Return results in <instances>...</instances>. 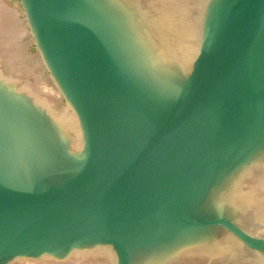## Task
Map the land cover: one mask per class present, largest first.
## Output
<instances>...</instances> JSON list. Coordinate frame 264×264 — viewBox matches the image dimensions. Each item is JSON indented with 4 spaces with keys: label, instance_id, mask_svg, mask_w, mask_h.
<instances>
[{
    "label": "water",
    "instance_id": "1",
    "mask_svg": "<svg viewBox=\"0 0 264 264\" xmlns=\"http://www.w3.org/2000/svg\"><path fill=\"white\" fill-rule=\"evenodd\" d=\"M142 5L0 0V264H264V0Z\"/></svg>",
    "mask_w": 264,
    "mask_h": 264
},
{
    "label": "bare ground",
    "instance_id": "2",
    "mask_svg": "<svg viewBox=\"0 0 264 264\" xmlns=\"http://www.w3.org/2000/svg\"><path fill=\"white\" fill-rule=\"evenodd\" d=\"M154 1L155 0H151L150 3L149 2L148 3L150 4V6L152 8H154L155 22L159 28L161 38L167 47L169 45H171L172 43H183L182 41H184V40H182L180 37H182V36L188 37L190 34L196 32V30H198L197 29L198 23L195 22L196 23L195 24L193 22V20L191 19V14H190L191 9L190 10L187 9L188 5L191 4L190 1L193 2V0H164V2H162L160 4H158V2L156 3L157 0L155 1V3H154ZM195 1L193 2V4L196 6ZM197 3H199V1ZM190 7H192V6H190ZM150 11L148 12V14L150 13ZM175 50H177V52H178V49H175ZM185 50L186 49H184L183 51H185ZM192 53H194V52H192ZM98 255L104 256L102 253L98 254ZM80 257L81 256L75 257L74 261L71 259L70 260L71 262H69V263H54V262L49 263V261L47 263L46 262H44V263L45 264H83V263H80L82 261ZM87 258H88V256H87ZM95 258H97V257H93V260ZM82 259H84V258H82ZM88 264H90V263H88Z\"/></svg>",
    "mask_w": 264,
    "mask_h": 264
},
{
    "label": "rangeland",
    "instance_id": "3",
    "mask_svg": "<svg viewBox=\"0 0 264 264\" xmlns=\"http://www.w3.org/2000/svg\"><path fill=\"white\" fill-rule=\"evenodd\" d=\"M150 1L151 0H145V5H144V7H143V5H142V7H143V10H144V12H145V14H146V16L150 19V20H152V19H155L154 17H155V15H154V8H152L151 6H150ZM156 1V0H155ZM155 1H154V3H155ZM195 0H193V2H194ZM199 1V3H197ZM149 2V3H148ZM158 2V4H160V3H162V2H164V0H157L156 1V3ZM193 2L192 1H190V3L191 4H189L188 5V7H187V9H191L190 10V14H191V19L193 20V22L195 23H198V21H199V19H198V17H199V14H200V11H201V9L203 8V6H201L202 5V2L204 3L205 2V0H196L195 1V4H196V6L193 4ZM200 5V6H199ZM146 6V7H145ZM190 6H192V7H190ZM195 9V10H194ZM151 10V11H150ZM150 11V13L148 14V12ZM192 12H195V14H196V16H197V18H194L193 17V13ZM153 17V18H152ZM155 24H156V22H154ZM153 23V24H154ZM195 23V24H196ZM148 25V24H147ZM147 25H146V28L148 29V27H147ZM151 28V27H150ZM150 28H149V30H150ZM151 31V30H150ZM152 34V33H151ZM192 36V37H191ZM190 38L188 39V38H185V41L187 42V44H189L190 42L192 43V42H196L197 43V40H198V35H192V34H190V36H189ZM195 40V41H194ZM173 44H180V43H173ZM175 49H178V52H177V50H175L174 48H172V49H174L173 51H171V53L174 55V56H176V57H178L177 56V54L179 53V55H180V52H181V48H176L175 46H173ZM194 50V49H193ZM175 52V53H174ZM192 52H194V51H192ZM195 52H196V48H195ZM177 53V54H176ZM195 55V53H191V56H190V58L191 57H194V55ZM193 55V56H192ZM183 60L184 61H188V58L186 59H184L183 58ZM105 251H107V252H105V253H103V255L105 256H102V255H97V256H88V258H87V256H84V255H79V254H77L76 255V257H78V256H81L80 258H81V262L80 263H83V264H88V263H90V264H115V259H114V256L112 255V253L109 251V250H105ZM83 256V257H82ZM102 256V257H101ZM93 257H97V258H95L94 260H93ZM101 259H100V258ZM82 258H84V259H82ZM99 258V259H98ZM88 259V260H87ZM103 259V260H102ZM73 261H74V258L72 259ZM107 260V261H106ZM91 261V262H90ZM21 262V263H20ZM20 262H18V263H15V264H38L37 262L36 263H33V262H30V261H20ZM28 262V263H27ZM44 262H48V261H44ZM44 262H42L41 264H45ZM50 262H54V261H50L49 260V263ZM69 262H71V261H68V262H66V263H69ZM86 262V263H85ZM54 263H57V262H54Z\"/></svg>",
    "mask_w": 264,
    "mask_h": 264
}]
</instances>
